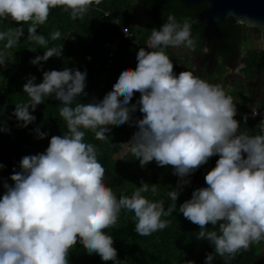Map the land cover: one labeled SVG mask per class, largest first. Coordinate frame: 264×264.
<instances>
[{
    "label": "clouds",
    "instance_id": "obj_1",
    "mask_svg": "<svg viewBox=\"0 0 264 264\" xmlns=\"http://www.w3.org/2000/svg\"><path fill=\"white\" fill-rule=\"evenodd\" d=\"M93 2L99 0H0V21L16 22L14 28L0 30V41L4 48L14 46L27 23V39L45 46L48 40L36 29L47 20L50 9L62 7L75 19ZM193 22L168 14L159 28L151 29L148 50L137 49L135 68L122 67L99 100L82 103L77 99L86 95V70H45L38 83L35 76L27 77L22 91L28 99L12 110L16 126L34 121L33 110L51 97L59 102L58 113L66 130L49 137L43 152L21 157L19 170L13 169L8 177L12 183L2 185L0 264H70L69 249L77 242L101 261L121 264L112 235L104 231L116 223L121 209L133 213L134 231L140 236L165 228L169 221L161 217L178 211L199 226L196 238L213 247L205 254L204 264H213V252L228 264L250 243L264 239V119L258 134L238 132L236 104L219 84L187 70L174 72L164 49L183 46L194 50ZM58 38V29L49 35L51 40ZM61 51L62 44L46 47L30 63L39 70V62L60 56ZM5 61L0 51V67ZM134 91L139 97L129 103ZM137 109L142 113L139 118L132 116ZM125 123L136 126L124 144L140 166L154 160L158 166L171 165L179 177L167 192L171 201L167 208L163 201L143 195L149 191L143 181L130 195L122 193L118 198L105 183V165L96 146L84 139L85 130L105 140L111 125ZM0 131H8L5 124L0 123ZM33 131L37 138L47 135L39 127ZM213 155L217 156L215 164L203 176L206 186L193 189L190 198L177 207L189 174ZM151 192H156L155 184ZM209 224L218 226V231L206 230Z\"/></svg>",
    "mask_w": 264,
    "mask_h": 264
},
{
    "label": "trees",
    "instance_id": "obj_2",
    "mask_svg": "<svg viewBox=\"0 0 264 264\" xmlns=\"http://www.w3.org/2000/svg\"><path fill=\"white\" fill-rule=\"evenodd\" d=\"M142 2L144 11L151 17L150 22L143 27L136 28L132 22L137 0H99V3L90 4L87 11L75 19L70 18L69 13L62 7L50 9L47 20L36 29L48 40L45 46L27 39V23L23 24L24 35L14 46L4 48V42L0 41V51L6 57L4 66L0 67V123L8 128L7 132L0 131V165H3L0 167V194L4 192L2 185L5 181L12 183L8 177L13 169L19 170L18 162L21 157L43 152L49 137L62 135L66 130L58 113L59 102L51 97L46 98L33 110V115L36 117L34 121L25 127L16 126L17 121L12 116V110L16 103L28 99L22 91V85L27 77L35 76V82L38 83L45 70H60L64 67L86 70L84 89L86 95L77 99L82 103H87L93 98L99 100L110 90L122 67L128 66L134 69L136 65L135 53L138 46L122 37L118 32L121 25L129 28L140 48L145 44L151 29L159 28L168 14H173L178 20L182 17L191 18L194 21L191 30L197 38V44L194 50L186 49V53L188 56L197 57L205 48L208 52L201 57L196 69L189 65L188 57L184 58L181 67L177 68L174 65L177 56L173 48L166 47L164 51L173 62L174 72L187 70L203 78L202 75L209 66V75L203 79L212 84H219L221 74L215 76V72L223 73L225 65L242 62L240 71L243 74L239 72L240 78L248 80V90L240 86L239 90L227 91L219 85L232 97L238 111L254 103L264 107V97L259 98L257 91L260 81L264 82L263 49H252L245 56H241L240 44L249 34L245 30V24L236 22L232 17L221 21L218 25L223 38L210 40L206 46L203 37L204 25L198 20V12L203 8V3L188 5L179 0H142ZM104 11H107L108 15H105ZM114 18L118 20V23L112 22ZM15 26L16 22L10 19L0 21V30ZM57 29L61 32V38L49 39L50 33ZM251 31L261 34L258 28H251ZM117 36L121 38V41L112 48ZM59 44H62L61 55L39 62V70L37 65L30 63L34 56L42 55L46 47ZM213 51L215 55L211 53ZM213 58L218 60L217 64L211 61ZM138 97L139 93L134 91L129 103L135 102ZM245 97H248V101L243 102ZM132 116L139 118L142 113L137 109ZM237 121L240 122V120ZM257 123L256 120L240 123L238 132L249 130V134H258L260 129ZM37 127L47 135L37 138L33 131ZM135 131V124H113L107 134L108 139H95L91 130H85L84 139L96 146L98 156L106 168L105 183L112 188L117 198L122 193L130 195L143 181L149 184V191L143 195L151 200L163 201L167 208L171 203L167 192L170 187L176 186L179 177L172 172L171 165L158 166L154 160L146 162L143 167L140 166L138 158H135L130 147L124 144L129 142ZM216 159L217 156L213 155L205 164L189 174L187 177L189 183L182 186L183 190L177 197V207L190 198L193 189L206 186L203 176L214 166ZM152 184H155V193L151 192ZM161 219L169 221L165 228L158 229L148 236H140L134 231L133 213L121 209L116 223L104 229L113 237V247L117 250V258L120 259L121 264H184L187 260L193 261L194 264H204L205 254L212 252L213 247L210 242L196 238L199 226L178 211H173L167 217L162 216ZM206 230L218 231V226L209 224L206 225ZM262 244L264 239L250 243L247 250H240L228 264H264L258 252ZM68 259L70 264H112L111 261H101L95 253H87L79 242L69 249ZM213 264H224L223 258L214 252Z\"/></svg>",
    "mask_w": 264,
    "mask_h": 264
},
{
    "label": "water",
    "instance_id": "obj_3",
    "mask_svg": "<svg viewBox=\"0 0 264 264\" xmlns=\"http://www.w3.org/2000/svg\"><path fill=\"white\" fill-rule=\"evenodd\" d=\"M183 4L203 3L198 20L203 26L206 45L210 40H221L223 33L219 23L230 17L251 28H258L264 44V0H179ZM202 55V54H201ZM264 60V46H263Z\"/></svg>",
    "mask_w": 264,
    "mask_h": 264
},
{
    "label": "rangeland",
    "instance_id": "obj_4",
    "mask_svg": "<svg viewBox=\"0 0 264 264\" xmlns=\"http://www.w3.org/2000/svg\"><path fill=\"white\" fill-rule=\"evenodd\" d=\"M150 20H151V17L143 9L142 0H137L136 7L134 9V14L132 16L133 26L136 28L143 27L148 22H150ZM245 30L249 34L247 35V39H243L241 44H240L241 56H245L246 54H248V51L252 50V49L261 50V49H263V46H264L262 39H261V34H258L254 31H251V27H249L247 25L245 27ZM142 44H144V43H142ZM172 48H173V52L177 56L175 61L177 60L179 62H184V58L188 57L189 65L192 66L193 69L197 68L195 59H193V56L187 55L186 49L184 47H172ZM174 65H175V63H174ZM242 66H243L242 62H238L235 66L227 64V67L226 66L224 67V73L223 74H222V72L221 73L215 72V76L222 74V79L219 81V84L225 90H227V91L239 90L240 86H244L248 90V87H249V86H247L248 80H245V79L241 80V78H240L241 74H243V73H241L242 71H240V68ZM203 78H204V75H203ZM250 80H253V79H250ZM257 91H258L259 98L264 97V94H263L264 93V82L263 81L262 82L260 81V83L257 87ZM242 101L243 102L248 101V97H245L244 100H242ZM257 104L258 103H254L252 105L258 106ZM252 105H250V106H252ZM258 252H259V250H258Z\"/></svg>",
    "mask_w": 264,
    "mask_h": 264
},
{
    "label": "built area",
    "instance_id": "obj_5",
    "mask_svg": "<svg viewBox=\"0 0 264 264\" xmlns=\"http://www.w3.org/2000/svg\"><path fill=\"white\" fill-rule=\"evenodd\" d=\"M104 13L108 15L107 11H104ZM112 22L116 24L118 23V20L114 18ZM118 32L121 33L122 37L127 38L132 44H136L139 48L140 46L139 43L136 42L133 34L130 32L128 27L121 25L118 28ZM147 40L148 38L146 39L145 44L141 46V47H144L146 50H148L146 46ZM119 41H121V38L117 36L114 39V45L112 46V48H115L116 44H118ZM175 67L177 68L181 67V62L176 60ZM234 119L240 120L241 123H245L247 122V120H256V122H258L257 124H259V129H260V122L262 119H264V107L252 105V106H248L242 109L241 111L237 110L236 115L234 116Z\"/></svg>",
    "mask_w": 264,
    "mask_h": 264
},
{
    "label": "flooded vegetation",
    "instance_id": "obj_6",
    "mask_svg": "<svg viewBox=\"0 0 264 264\" xmlns=\"http://www.w3.org/2000/svg\"><path fill=\"white\" fill-rule=\"evenodd\" d=\"M205 45H206V43H205ZM207 46V45H206ZM203 53H201L202 55H200V56H197V57H193V59H195V61H196V66L198 67L199 66V64H200V60H201V57L202 56H204V55H206L207 54V49L205 48L203 51H202ZM211 53H213L214 55L216 54L214 51L213 52H211ZM214 59H216V58H213V60H211V61H215V63L214 64H217L218 63V60H214ZM228 65H232V66H235L236 64H228ZM226 67H227V65H225ZM209 66L206 68V72L205 73H203V75H204V77H207L208 75H209ZM219 73L221 72V71H218ZM224 73V72H223ZM222 73V74H223ZM222 74H221V79H222ZM202 75V76H203Z\"/></svg>",
    "mask_w": 264,
    "mask_h": 264
},
{
    "label": "crops",
    "instance_id": "obj_7",
    "mask_svg": "<svg viewBox=\"0 0 264 264\" xmlns=\"http://www.w3.org/2000/svg\"><path fill=\"white\" fill-rule=\"evenodd\" d=\"M259 254L261 255L262 259L264 260V244L260 245Z\"/></svg>",
    "mask_w": 264,
    "mask_h": 264
}]
</instances>
